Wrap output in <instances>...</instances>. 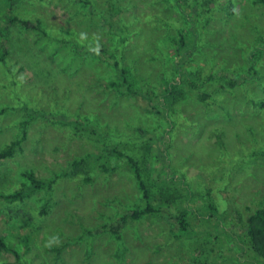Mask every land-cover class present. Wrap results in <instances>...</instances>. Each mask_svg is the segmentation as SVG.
Wrapping results in <instances>:
<instances>
[{"label": "rangeland", "instance_id": "1", "mask_svg": "<svg viewBox=\"0 0 264 264\" xmlns=\"http://www.w3.org/2000/svg\"><path fill=\"white\" fill-rule=\"evenodd\" d=\"M7 1L0 0V10ZM91 1L22 0L0 12V36L11 39L3 48L0 38V54L7 51L0 61V149L28 131L23 147L0 160V188H21L28 170L55 179L89 152L110 153L116 137L141 149L156 191L179 196L188 185L201 197L210 189L219 213L205 218L202 198L191 201L192 233L181 237L165 218H128L121 257L110 230L82 237L116 225L143 197L126 167L106 172L93 162L59 177L52 195L38 189L16 204L0 202V234L19 251H0V264H193L203 253L199 264H249L236 243L245 245L246 219L264 203V4L199 0L187 61L204 83L197 89L175 65L180 29L189 31L191 22L172 1ZM8 12L42 19L47 33L11 24ZM95 43L110 48L134 87L152 91L154 100L109 88L120 83L113 65L76 51ZM251 55L259 75L245 79ZM164 79L177 83L174 127L156 112H166L158 98ZM162 170L176 174L175 185L164 182Z\"/></svg>", "mask_w": 264, "mask_h": 264}, {"label": "trees", "instance_id": "2", "mask_svg": "<svg viewBox=\"0 0 264 264\" xmlns=\"http://www.w3.org/2000/svg\"><path fill=\"white\" fill-rule=\"evenodd\" d=\"M16 1L22 0H8L6 3V8L12 11L15 7ZM77 2H92L91 0H76ZM112 2L115 0H111ZM168 2L172 1V3L179 7L184 16L191 22V29L185 32L183 29H180V36L176 41V60L175 65L180 72V75L183 77H188L194 83L197 89L201 86L203 87L204 83L199 84V75H196L193 71L187 68V61H189V55L192 46L194 45V41L197 38L196 29L192 27L195 24V20L193 15L195 12L198 13L199 10V0H194L193 4H191L190 0H166ZM256 3L264 4V0H254ZM191 5V6H190ZM189 6L193 9L191 12L189 11ZM5 7L0 10V12L7 10ZM8 22L20 23L25 28L28 29H37L44 33H47L44 28V22L40 18L29 19V18H21L18 15H14L12 12L6 13ZM134 19L137 20V15H133ZM1 42L3 44V48H5L8 41L11 43V39L8 34H2L0 36ZM76 51L81 54H98L102 56L103 59L108 60L114 67L116 74L120 80V83L116 80L110 81L108 83V87L112 90L116 91L120 95H138L142 93L146 95L150 100H154V94L152 91H139L134 87L133 81L130 78L129 70L122 64L120 59L116 57L114 52L107 46L102 43H95L92 45H76ZM7 51L0 54V61L6 60ZM251 73H249L245 79H253L257 77L258 71L255 68L254 56L251 55ZM166 88L163 90L161 95H157L158 98L162 100L163 109H166V112L157 110L156 112L162 114L168 121L170 122V126L174 127L175 121L171 119L170 109L177 102V83L172 80H163ZM239 83L238 78H233L230 81V85L235 87ZM203 98L208 97L206 93L201 94ZM264 104V103H262ZM5 109H2L1 112H4ZM154 111L155 109H150V111ZM34 115L32 116V118ZM28 122V121H27ZM28 131L27 127L23 128V131L19 137L15 140H12L7 146L0 149V160L12 157L18 148L23 147L24 141L27 139ZM115 141L111 145L110 153H95L89 152L74 161H72L71 165L68 169H66L63 175L57 176L55 179H45L37 177L36 173L32 170H28L24 172V176L27 178V182L23 184V186L19 189L14 190H6L0 188V202L2 204H16L18 202L23 201L27 195H29L32 191L38 189H47L52 195L53 190L55 188L56 183L58 182L59 177L67 176L71 174L72 171L76 169H80L82 167H87L91 163H98V166L102 168L106 172H111L113 170L119 169L121 167H126L130 172L134 175L138 188L143 197L144 203L137 207H128L123 210V214L120 216L116 225H103L102 227L89 229L86 231L85 236L92 237L100 234L103 230H110L115 236L118 242V254L121 257L125 256L126 253V245L122 235V230L128 218H132L134 220H141L150 216H159L165 218L172 226V232L176 237L190 235L192 233V222L189 215V209L191 207V201H196L199 198L206 203V210L202 211L201 208L198 210L200 215L203 217H215L219 213L218 206L215 200L212 197L211 190L207 189L206 194L203 196H199L195 192H193L188 185H186V192H182L181 194L172 195L166 194L163 189H159L156 191L154 189V185L149 183L147 176L145 175V161L142 158L141 149L138 148L136 144H134V140H125L119 141L118 138L115 137ZM134 141V142H132ZM121 142V144L117 143ZM132 142V143H131ZM164 170L160 174L164 175V182L167 184L175 185L176 176L175 173H170V170ZM170 178V179H169ZM181 182L184 183L183 179H180ZM43 213L46 212V207L43 208ZM244 233L247 236L246 239L239 238L240 240H244L245 245L242 246L239 242L236 243L237 246L242 248V251L247 252L250 258L249 264H254L259 262L262 258H264V203L259 205L257 208L252 210L248 215L245 222ZM237 239V240H239ZM26 243H29L26 240ZM248 245V247H247ZM0 251H12L19 255V251L16 247L12 246L7 240L6 237L0 234ZM200 253V252H199ZM206 256V253L200 255L196 260V263L203 262L201 258Z\"/></svg>", "mask_w": 264, "mask_h": 264}]
</instances>
